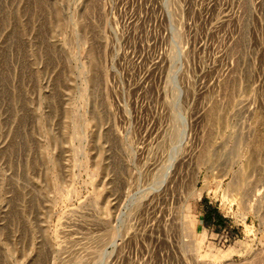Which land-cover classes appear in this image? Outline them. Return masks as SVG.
<instances>
[{
  "label": "rangeland",
  "instance_id": "374dc122",
  "mask_svg": "<svg viewBox=\"0 0 264 264\" xmlns=\"http://www.w3.org/2000/svg\"><path fill=\"white\" fill-rule=\"evenodd\" d=\"M0 264H264V0H0Z\"/></svg>",
  "mask_w": 264,
  "mask_h": 264
},
{
  "label": "bare ground",
  "instance_id": "6f19581e",
  "mask_svg": "<svg viewBox=\"0 0 264 264\" xmlns=\"http://www.w3.org/2000/svg\"><path fill=\"white\" fill-rule=\"evenodd\" d=\"M180 117V116H179ZM180 120H179V125L178 126H175V132H174V134H173V138H172V140L174 139L175 141L177 140L178 141V138H181V137H185V135L184 134H186V130H185V127H186V122L187 121H185V119H184V117L183 116H181L180 118H179ZM174 127V126H173ZM180 140V139H179ZM181 141H183V139L181 140ZM178 143V142H177ZM182 143V142H181ZM177 145H179L180 146V144H177ZM178 146V147H179ZM176 148V147H175ZM175 150V149H174ZM174 150H173V152H174ZM180 154V153H179ZM175 155V154H174ZM178 157V156H177ZM172 161H173V159H172ZM166 168V167H165ZM170 168H171V166H170ZM167 169V171L166 170H163L162 171V173L159 175V176H157V178H156V180L154 181V186H157V185H161L163 182H164V180H165V178H166V176H167V173H168V170H169V166L166 168ZM161 187V186H160ZM190 195L191 194H193V191L192 192H190L189 193ZM134 201V200H133ZM136 201V200H135ZM131 205V204H130ZM123 216H124V214H123ZM122 216V217H123ZM120 221V220H119ZM126 221V220H125ZM123 223H124V221H123ZM120 226V225H119ZM118 226V227H119ZM117 228V227H116ZM114 229H115V227H114ZM113 230V229H112ZM117 231H112L111 232V237L110 238H113V236L115 235V233H116Z\"/></svg>",
  "mask_w": 264,
  "mask_h": 264
}]
</instances>
